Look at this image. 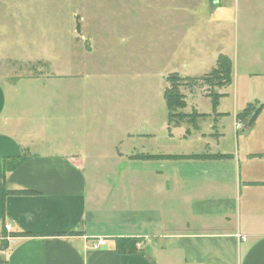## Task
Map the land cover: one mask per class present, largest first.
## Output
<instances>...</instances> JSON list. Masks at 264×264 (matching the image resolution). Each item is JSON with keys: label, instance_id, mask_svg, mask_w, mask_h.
<instances>
[{"label": "crops", "instance_id": "obj_1", "mask_svg": "<svg viewBox=\"0 0 264 264\" xmlns=\"http://www.w3.org/2000/svg\"><path fill=\"white\" fill-rule=\"evenodd\" d=\"M260 10L243 5V29L258 27ZM190 33L179 29V62L158 73L162 92L168 75L203 76L219 55L233 71L224 49ZM244 54L253 63L214 89L215 109L204 88L182 87L181 112L201 116L168 125L166 110L155 130L142 102L140 116L115 119L107 149L89 148L83 88L48 92L49 116L66 114L59 138L46 116L33 128L10 117L0 85V264H264V51L247 42ZM248 107L259 110L250 124L236 118ZM119 238L137 239L136 252L117 253Z\"/></svg>", "mask_w": 264, "mask_h": 264}, {"label": "rangeland", "instance_id": "obj_2", "mask_svg": "<svg viewBox=\"0 0 264 264\" xmlns=\"http://www.w3.org/2000/svg\"><path fill=\"white\" fill-rule=\"evenodd\" d=\"M248 1L0 0V85L7 114L15 121L24 118L31 128L46 116L60 138L65 112L57 107L56 118L50 117L43 106L50 88L73 85L87 91L85 132L96 136L90 149L109 148L104 136L114 135L115 119L130 110L140 116L142 102H152L148 117L159 130L166 107L158 73L179 62V29L205 46L224 49L233 61L232 80L253 63L244 54L247 42L264 51V0H259L258 27L243 29L242 7Z\"/></svg>", "mask_w": 264, "mask_h": 264}, {"label": "trees", "instance_id": "obj_3", "mask_svg": "<svg viewBox=\"0 0 264 264\" xmlns=\"http://www.w3.org/2000/svg\"><path fill=\"white\" fill-rule=\"evenodd\" d=\"M166 82L168 86L163 91V100L167 110V123L168 125L179 126L185 120L191 121L192 116H201L196 113L187 115L181 112L185 108L184 96L180 92L181 88H204L208 93V97L211 98L212 108L215 109L221 96L214 89L231 85L232 63L228 57L219 55L215 67L207 74L200 77H179L177 74H170L166 77ZM258 113L259 110L248 107L243 113L237 115L236 118L239 120L248 118V123L250 124ZM23 158V156L20 157L18 162H21ZM137 242L138 240L135 238H119L115 240V249L119 254L134 253L136 252Z\"/></svg>", "mask_w": 264, "mask_h": 264}, {"label": "built area", "instance_id": "obj_4", "mask_svg": "<svg viewBox=\"0 0 264 264\" xmlns=\"http://www.w3.org/2000/svg\"><path fill=\"white\" fill-rule=\"evenodd\" d=\"M235 129H236V130H240V129H242V124H241L240 122L237 121V122L235 123ZM5 229L9 231L10 227H9V226H6ZM242 241H245V239L242 238ZM103 244H104V241H102V240H98V241H97L92 247H93V248H97L98 246L103 245Z\"/></svg>", "mask_w": 264, "mask_h": 264}, {"label": "water", "instance_id": "obj_5", "mask_svg": "<svg viewBox=\"0 0 264 264\" xmlns=\"http://www.w3.org/2000/svg\"><path fill=\"white\" fill-rule=\"evenodd\" d=\"M79 19V16H76L75 20H76V27H75V31L76 33H80V26H79V22H77Z\"/></svg>", "mask_w": 264, "mask_h": 264}]
</instances>
